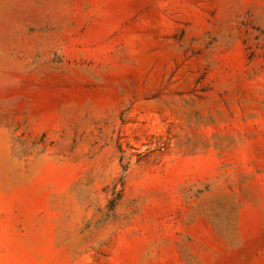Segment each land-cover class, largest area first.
<instances>
[{
    "label": "rangeland",
    "instance_id": "rangeland-1",
    "mask_svg": "<svg viewBox=\"0 0 264 264\" xmlns=\"http://www.w3.org/2000/svg\"><path fill=\"white\" fill-rule=\"evenodd\" d=\"M0 264H264V0H0Z\"/></svg>",
    "mask_w": 264,
    "mask_h": 264
}]
</instances>
